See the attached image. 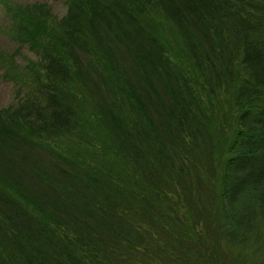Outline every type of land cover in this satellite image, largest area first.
<instances>
[{"label":"trees","instance_id":"trees-1","mask_svg":"<svg viewBox=\"0 0 264 264\" xmlns=\"http://www.w3.org/2000/svg\"><path fill=\"white\" fill-rule=\"evenodd\" d=\"M63 1L0 53V264H264V0Z\"/></svg>","mask_w":264,"mask_h":264},{"label":"rangeland","instance_id":"rangeland-1","mask_svg":"<svg viewBox=\"0 0 264 264\" xmlns=\"http://www.w3.org/2000/svg\"><path fill=\"white\" fill-rule=\"evenodd\" d=\"M35 2L45 3L51 7L54 14L59 17L66 15L68 6L63 0H0V53H17L15 60L17 69L26 70V66L29 60H37L38 57L35 53L31 52L28 47H23L21 51H15L19 44L14 40L11 35V27L13 26V15L16 7L21 5H28ZM10 6L8 8L7 6ZM9 58V57H7ZM1 64V61H0ZM5 67H8L3 63V67H0V108L7 107L16 103L18 85L16 82H8L5 79Z\"/></svg>","mask_w":264,"mask_h":264}]
</instances>
